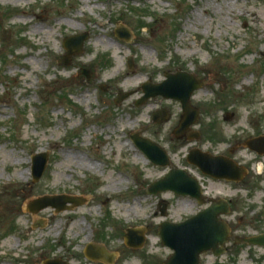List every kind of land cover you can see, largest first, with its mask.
Returning <instances> with one entry per match:
<instances>
[{
  "label": "rangeland",
  "instance_id": "rangeland-1",
  "mask_svg": "<svg viewBox=\"0 0 264 264\" xmlns=\"http://www.w3.org/2000/svg\"><path fill=\"white\" fill-rule=\"evenodd\" d=\"M121 27L130 42L116 36ZM80 35L88 36L83 52L66 65L64 40ZM118 44L128 47L123 55ZM178 72L206 82L191 100L205 142L214 127L224 136L264 133V0H0V264H103L86 259L90 243L116 255L114 264H163L173 254L160 225L181 223L195 209L186 198L147 194L169 170L153 165L131 136L159 144L176 167L186 163L192 143L173 135L181 103L158 97L136 105L145 84ZM121 92L134 95L117 105ZM161 110L170 121L154 124ZM44 153L49 161L34 183L32 157ZM259 189L255 231L264 232V184ZM62 195L87 204L27 210ZM129 228L146 230L142 250L125 245ZM200 263L264 264V248L208 252Z\"/></svg>",
  "mask_w": 264,
  "mask_h": 264
},
{
  "label": "water",
  "instance_id": "water-1",
  "mask_svg": "<svg viewBox=\"0 0 264 264\" xmlns=\"http://www.w3.org/2000/svg\"><path fill=\"white\" fill-rule=\"evenodd\" d=\"M116 34L123 39L130 40L131 33L128 29L122 27L116 31ZM87 35L70 37L65 42L68 51L67 59L70 56L80 54L87 40ZM69 65V61L67 62ZM205 83L197 81L194 76L186 73H177L167 75V80L161 85L143 87L144 96L137 102V107L142 106L151 98L162 96L165 99L180 101L183 107V116L180 126L175 131L177 138L190 129L199 121V111L191 104L193 93L200 89ZM134 93H120L116 103L121 104ZM169 120L166 111L158 112L154 115V123H163ZM136 146L142 150L152 163L156 166L167 168L170 166V160L166 151L150 139L143 138L139 134L133 136ZM250 147L254 150L264 152V137L259 138L252 143ZM263 148V149H261ZM49 161L48 154L37 155L34 158L33 177L34 182H38L43 176ZM190 181L186 173L178 170H172L162 180L154 183L149 188V194L158 195L163 192H174L178 196H188ZM195 196V195H192ZM86 201L81 198L69 196H46L28 204L27 210L32 214H38L47 208H53L57 213L63 211H72L75 208L83 206ZM166 204L161 212L166 216ZM36 227H42L36 225ZM126 237V244L133 249H141L145 242V232L131 231ZM160 236L165 246L174 251V255L165 264H200V257L203 253L212 251L217 257L225 253L223 249L229 233L228 227L218 221L217 213L214 208L201 213L197 217L181 224L163 223L160 227ZM252 246H264V235L247 239L244 241ZM222 246V248H220ZM86 256L96 262L113 264L115 256L99 246H89ZM43 264H70L60 259L47 260Z\"/></svg>",
  "mask_w": 264,
  "mask_h": 264
},
{
  "label": "flooded vegetation",
  "instance_id": "flooded-vegetation-1",
  "mask_svg": "<svg viewBox=\"0 0 264 264\" xmlns=\"http://www.w3.org/2000/svg\"><path fill=\"white\" fill-rule=\"evenodd\" d=\"M232 117L233 115L229 116ZM204 131L200 119L196 128L190 129L181 140L176 139L178 143H192L190 138L196 133L199 135L196 143H192L188 149L186 163L181 167L173 166L185 171L190 180L189 191L196 196L187 197L189 204L195 209L190 218L214 208L217 219L230 230L226 243L227 255L234 254L240 247L246 246L242 243L243 239L264 233L255 231V217L259 212L255 211L253 204L256 193L260 190L259 185L264 184V154L249 146L251 140L264 133L254 132L246 136L241 131H235L237 134L224 136L223 130L218 135L220 130L212 129L210 140L205 142ZM208 144L209 146H205ZM171 151L175 152L170 149L169 152ZM259 209L264 211V205Z\"/></svg>",
  "mask_w": 264,
  "mask_h": 264
},
{
  "label": "bare ground",
  "instance_id": "bare-ground-1",
  "mask_svg": "<svg viewBox=\"0 0 264 264\" xmlns=\"http://www.w3.org/2000/svg\"><path fill=\"white\" fill-rule=\"evenodd\" d=\"M102 26L104 27V25H102ZM106 45L109 46L110 48L114 47V43H112L110 41ZM118 46H119L120 50H121V48L123 49V47H125V45H121V44H118ZM125 48H128V47H125ZM121 53L123 55V50H121ZM80 64L83 67H85L87 65L85 61H80ZM89 167L93 170H100V165L95 163V162H89Z\"/></svg>",
  "mask_w": 264,
  "mask_h": 264
}]
</instances>
